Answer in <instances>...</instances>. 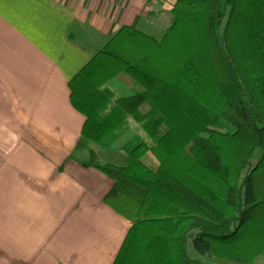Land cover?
Listing matches in <instances>:
<instances>
[{"label": "trees", "instance_id": "obj_1", "mask_svg": "<svg viewBox=\"0 0 264 264\" xmlns=\"http://www.w3.org/2000/svg\"><path fill=\"white\" fill-rule=\"evenodd\" d=\"M170 16L159 39L119 27L68 82L81 141L109 150L132 124L142 133L123 164L93 151L82 163L112 182L103 202L131 222L112 264H201L187 255L192 231L198 254L253 264L264 253V0H176ZM120 74L126 96L106 87Z\"/></svg>", "mask_w": 264, "mask_h": 264}, {"label": "crops", "instance_id": "obj_2", "mask_svg": "<svg viewBox=\"0 0 264 264\" xmlns=\"http://www.w3.org/2000/svg\"><path fill=\"white\" fill-rule=\"evenodd\" d=\"M175 1L0 0V264L113 263L131 222L81 165L68 82L121 26L159 39Z\"/></svg>", "mask_w": 264, "mask_h": 264}, {"label": "rangeland", "instance_id": "obj_3", "mask_svg": "<svg viewBox=\"0 0 264 264\" xmlns=\"http://www.w3.org/2000/svg\"><path fill=\"white\" fill-rule=\"evenodd\" d=\"M132 80L126 76L125 74H120L119 76L115 77L114 79H112L110 82L107 83L106 87L112 89L113 91H115L117 94L122 95V96H126L128 94H130V92L132 91ZM136 126L134 124H132L131 129L124 134L122 137H120L117 142H115L114 144H112L109 150L107 149H101L99 146L82 141L87 143L86 149H88V156L86 161H84L85 163L88 162L89 160V153L90 152H94L97 156V161L100 163H107V164H111V165H120L124 163V158H123V152L121 151L122 146L129 140V138H131L134 134H139L141 135V132H137L136 130ZM229 130H232L231 127L228 128ZM80 141H81V137H80ZM82 151V149H80ZM261 156V152L256 150L253 154V156L250 159V165L248 166L247 169H245L242 173V178L245 177V175L247 174V171L249 170V168H252L257 160H259ZM144 161L149 163H154V160L152 158V156L150 154H147L146 157L144 158ZM83 162V163H84ZM82 165V163H81ZM84 167V166H83ZM108 179V178H107ZM198 231H192L191 233V238L188 240L187 243V255L189 258L194 259L199 261L201 264H234V263H230L227 261H221V260H217L208 256H202L200 254H198L195 249H194V238L198 235ZM253 264H264V253L253 263Z\"/></svg>", "mask_w": 264, "mask_h": 264}]
</instances>
